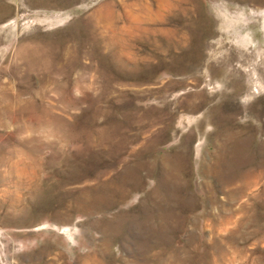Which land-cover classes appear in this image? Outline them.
<instances>
[{
	"label": "rangeland",
	"instance_id": "374dc122",
	"mask_svg": "<svg viewBox=\"0 0 264 264\" xmlns=\"http://www.w3.org/2000/svg\"><path fill=\"white\" fill-rule=\"evenodd\" d=\"M0 264H264V0H0Z\"/></svg>",
	"mask_w": 264,
	"mask_h": 264
}]
</instances>
